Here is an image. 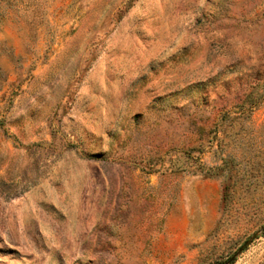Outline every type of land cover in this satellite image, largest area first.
Wrapping results in <instances>:
<instances>
[{
	"label": "rangeland",
	"instance_id": "1",
	"mask_svg": "<svg viewBox=\"0 0 264 264\" xmlns=\"http://www.w3.org/2000/svg\"><path fill=\"white\" fill-rule=\"evenodd\" d=\"M0 264H264V0H0Z\"/></svg>",
	"mask_w": 264,
	"mask_h": 264
},
{
	"label": "water",
	"instance_id": "2",
	"mask_svg": "<svg viewBox=\"0 0 264 264\" xmlns=\"http://www.w3.org/2000/svg\"><path fill=\"white\" fill-rule=\"evenodd\" d=\"M247 244H248V242L244 246H246Z\"/></svg>",
	"mask_w": 264,
	"mask_h": 264
}]
</instances>
